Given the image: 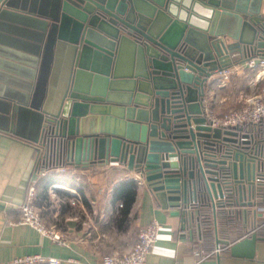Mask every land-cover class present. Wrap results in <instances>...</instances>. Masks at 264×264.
<instances>
[{
  "label": "water",
  "instance_id": "1",
  "mask_svg": "<svg viewBox=\"0 0 264 264\" xmlns=\"http://www.w3.org/2000/svg\"><path fill=\"white\" fill-rule=\"evenodd\" d=\"M0 19L32 45L27 60L0 53L26 90L7 128L32 110L60 154L125 163L166 207L201 186L214 208L233 193L256 202L264 152L254 132L212 124L204 97L211 74L264 56V0H0Z\"/></svg>",
  "mask_w": 264,
  "mask_h": 264
},
{
  "label": "crops",
  "instance_id": "2",
  "mask_svg": "<svg viewBox=\"0 0 264 264\" xmlns=\"http://www.w3.org/2000/svg\"><path fill=\"white\" fill-rule=\"evenodd\" d=\"M19 25L0 19V53L27 60L24 53L30 51L24 49L32 48L31 37ZM233 67L226 81L220 71L209 76L204 103L216 115L239 106L264 82V77H258L256 68L246 61ZM4 69L0 66V261L18 254L41 252L61 257L62 264H90L104 253L129 250L139 227L157 218L163 228L157 239L158 248L147 255V264H264V213L242 204L247 200L241 203L240 213L250 226L241 234L227 237L220 230L226 220L235 217L234 210L225 215V210L220 212L212 206L214 224L204 228L199 220V207L163 206L149 181L120 162L73 161L66 162L64 169L50 167L38 172L33 201L46 223L64 235V241L19 221L20 204L34 175L42 126L40 116L37 119L32 110L24 108L14 116L12 129L7 128L12 121L15 101L12 95L24 96L26 90L20 86L23 81L17 75ZM251 125L245 124L244 128ZM130 178L137 180L136 192L126 205L125 195H116L115 186ZM178 207L180 211L174 212ZM184 207L187 210L183 212Z\"/></svg>",
  "mask_w": 264,
  "mask_h": 264
},
{
  "label": "built area",
  "instance_id": "3",
  "mask_svg": "<svg viewBox=\"0 0 264 264\" xmlns=\"http://www.w3.org/2000/svg\"><path fill=\"white\" fill-rule=\"evenodd\" d=\"M248 65L256 68V75L264 77V56H252L245 60ZM223 81H226L230 74L234 71L233 65L226 66L219 70ZM208 118L214 125L223 126H241L244 130L254 132L256 143L260 152H264V82L260 85V89L250 95H247L243 102L234 108H230L220 115H216L211 110L207 109ZM245 124H252L250 128L245 129ZM264 159V155H261ZM66 162H73L71 156L60 154L58 143L52 140V135L46 128L42 129L40 137V150L37 153L34 162V175L28 187L26 198L20 204L19 221L29 223L36 227L40 232L48 234L51 237L64 241V235L55 227L49 225L44 220L40 209L34 203L35 196V180L38 172L44 171L50 167L66 168ZM264 165L259 168L254 183L264 181ZM237 197L233 193L230 198H225L226 201H234ZM255 199V194L251 196ZM230 199V200H229ZM245 201L250 199V196L243 198ZM195 196L187 206H191L193 201H196ZM217 207V205H216ZM254 210L264 213V203H254ZM163 224L153 218L148 223L142 225L138 229L137 238L133 246L124 252L112 251L104 253L101 258L91 261L90 264H147V255L150 251L157 249V239L161 236ZM219 245L217 249H219ZM200 250H196L199 253ZM42 261H49L53 264H62V258L56 255H46L41 252H29L18 254L9 260L0 261V264H34Z\"/></svg>",
  "mask_w": 264,
  "mask_h": 264
},
{
  "label": "trees",
  "instance_id": "4",
  "mask_svg": "<svg viewBox=\"0 0 264 264\" xmlns=\"http://www.w3.org/2000/svg\"><path fill=\"white\" fill-rule=\"evenodd\" d=\"M136 182L137 180L135 178H130V179L121 181L118 185L115 186L116 195L118 196L120 194L125 195L126 205H129L131 200L134 198V195L136 192ZM254 194H255L256 202L264 203V181H258L256 183L255 188H254ZM196 197H197V200L193 201L191 204L192 206L199 207V214H200L199 220H200V224L202 225V227L209 228L210 226H213L214 224L213 207H212L213 204H212L211 197L204 186H201L197 189ZM241 203H242V200H239L238 197H236L234 201L219 202L216 208L219 209L220 212L225 210L224 212L225 215H231L230 212L234 210L235 215L237 217H242L240 213ZM242 204H245V205L248 204V205L254 206V204L249 203V202L242 203ZM227 210L229 211V213H227ZM218 215L221 216V213ZM241 233H238V234H241Z\"/></svg>",
  "mask_w": 264,
  "mask_h": 264
},
{
  "label": "rangeland",
  "instance_id": "5",
  "mask_svg": "<svg viewBox=\"0 0 264 264\" xmlns=\"http://www.w3.org/2000/svg\"><path fill=\"white\" fill-rule=\"evenodd\" d=\"M249 226V222H246L242 217H237L235 215L234 218L226 220V222L222 224V229L220 231L224 236L233 237L238 233L246 231Z\"/></svg>",
  "mask_w": 264,
  "mask_h": 264
}]
</instances>
